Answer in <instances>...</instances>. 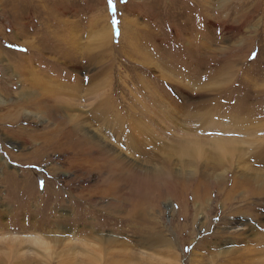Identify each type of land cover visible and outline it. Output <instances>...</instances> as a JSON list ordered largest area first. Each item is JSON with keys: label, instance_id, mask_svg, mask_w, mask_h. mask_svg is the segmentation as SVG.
<instances>
[{"label": "rangeland", "instance_id": "1", "mask_svg": "<svg viewBox=\"0 0 264 264\" xmlns=\"http://www.w3.org/2000/svg\"><path fill=\"white\" fill-rule=\"evenodd\" d=\"M263 148L264 0H0V264L264 259Z\"/></svg>", "mask_w": 264, "mask_h": 264}, {"label": "bare ground", "instance_id": "2", "mask_svg": "<svg viewBox=\"0 0 264 264\" xmlns=\"http://www.w3.org/2000/svg\"><path fill=\"white\" fill-rule=\"evenodd\" d=\"M220 141H224V140L220 139ZM224 142H222V144ZM223 146H224V144H223ZM84 151L87 152L89 156H91L95 152H97L98 154L100 153L99 151H97L94 148L91 149V147H88V149H84ZM184 153H186V152H184ZM96 156L97 155H95V157ZM208 164L211 166V164L207 161L201 162L200 167L203 166V168L205 169L206 167H208ZM91 168H93V167H91ZM213 168H216L215 165L213 166ZM162 171H159L157 173H154V174H151L148 176H141V175H139L138 172H137L138 174L137 173H131V175L129 174L126 178H124V185L130 184L131 190L127 191L128 193L124 197H122V200L124 201V198L126 197L128 200L129 199H131V200L136 199L137 202L141 199H146V200H149L150 202L154 203L157 199L165 196V197H173L174 199H180L181 201H185V198L187 199V193L192 192V196H191V194H190V196H191V199H193V201L195 202L194 199H195V197H197L199 195V192L201 190H202L201 193H203V192L208 193V191H210L211 188H215V186H216V183L214 182L213 178L207 179L206 181H202V179H197V180L194 179V181H192V182H190L189 180L184 181V179H176L175 180L172 178L171 173H169L170 171L169 172H166V171L162 172ZM143 173H145V172H143ZM199 175L202 176L203 174H199ZM206 175H208V173L205 174V176ZM118 176H116L115 174H109L107 177L100 179L101 183H102V186H101L102 188H97V187L93 188L92 187L93 189L90 188V193H96L97 192L99 194L113 195L114 196L117 192H119L118 191V189H119V186H118L119 177ZM198 178H200V177H198ZM234 178H235V176L231 179L233 184H235V182H236ZM84 190H85V188H84ZM215 190H217V189H215ZM196 202H198V201H196ZM52 223L54 225H56L55 227H58V228H59V226L62 225L57 220H54ZM62 227H67V224H65V226H62ZM55 238H57V237H55ZM152 240H154V239L152 238ZM151 242H153V241H151ZM259 251H263V250L252 248V249L247 250V254L239 255L238 258H240L241 261H248L249 263H247V264H264V259H259V257H255ZM67 263L68 262H66V261L62 262V264H67Z\"/></svg>", "mask_w": 264, "mask_h": 264}, {"label": "snow or ice", "instance_id": "3", "mask_svg": "<svg viewBox=\"0 0 264 264\" xmlns=\"http://www.w3.org/2000/svg\"><path fill=\"white\" fill-rule=\"evenodd\" d=\"M109 3L111 4L112 3V0H109ZM113 23L115 24V23H118V21H113Z\"/></svg>", "mask_w": 264, "mask_h": 264}]
</instances>
